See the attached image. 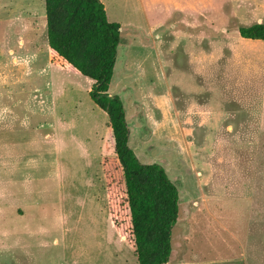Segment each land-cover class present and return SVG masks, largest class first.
<instances>
[{
  "label": "rangeland",
  "instance_id": "obj_1",
  "mask_svg": "<svg viewBox=\"0 0 264 264\" xmlns=\"http://www.w3.org/2000/svg\"><path fill=\"white\" fill-rule=\"evenodd\" d=\"M100 1L121 26L108 93L129 146L179 192L168 264H264V41L237 32L264 23V0ZM9 3L44 10L0 0V52L24 36L3 39ZM59 67L45 49L0 64V264H137L120 175L96 155L112 154L108 118Z\"/></svg>",
  "mask_w": 264,
  "mask_h": 264
},
{
  "label": "trees",
  "instance_id": "obj_2",
  "mask_svg": "<svg viewBox=\"0 0 264 264\" xmlns=\"http://www.w3.org/2000/svg\"><path fill=\"white\" fill-rule=\"evenodd\" d=\"M43 1L51 62L92 81L88 95L108 117L113 156L103 160V172L109 180L111 172L120 175L136 263L168 264L180 213L178 189L160 164L139 161L128 144L123 102L108 93L121 27L108 21L100 0ZM237 32L264 41V23L239 26Z\"/></svg>",
  "mask_w": 264,
  "mask_h": 264
},
{
  "label": "crops",
  "instance_id": "obj_3",
  "mask_svg": "<svg viewBox=\"0 0 264 264\" xmlns=\"http://www.w3.org/2000/svg\"><path fill=\"white\" fill-rule=\"evenodd\" d=\"M16 2H13V3L17 4ZM14 4L9 3L8 5H6L4 7L5 13H6L5 14L6 15L5 16L6 17V24L8 26L6 25V30H4V38L3 39L5 40L6 43L8 42V37L14 31H16V30H13V27H17V30L21 28V30L24 31L23 32L24 36H18L17 41H15L16 44L14 46L11 45L12 44L11 42H8L9 45L7 44L8 46L6 45L4 47V52H0V64H5V65L6 64H10V65L20 64V65H23V64L34 63L35 60H37L38 57L40 56L42 49L47 50L48 59H50L51 52H50V49L48 48V45H46L47 44V38H46L45 10H43V8H41L40 14H39V12H37L38 8H34L33 6H29V7L25 8V7H23V5L20 6V5H14ZM43 4H44V1H43ZM38 5H40L39 2H38ZM18 32L22 33V31H20V30L17 31V33ZM39 32L42 36H44V39H45L44 44L40 45V46L37 42V40H38L37 35ZM15 34H16V32H15ZM46 46L48 49L46 48ZM61 69L67 70L65 68H61ZM67 71H69V70H67ZM69 72H71V71H69ZM72 73H74V72H72ZM108 91H109V89H108ZM165 99H166V92H165V96L162 97L160 102L164 106L165 113H167V112H169V110L167 109V103H166ZM125 119H126V112H125ZM128 128H129V137H130L131 128L129 127V124H128ZM108 135L111 138V142H112L111 147H113L111 130H110L109 124L108 125L106 124V137ZM54 141L56 143L55 139H54ZM128 144H129V138H128ZM101 146H102V149L99 151V153H96L99 163H103V160L106 157L113 156V149H111L112 154H107L109 151L108 150L109 145H108L107 140L104 141V144H102ZM100 165L102 168V173H104L103 172V164H100ZM7 182L8 181H6V183ZM8 193L12 194L11 191ZM58 219H60V223H62V225L64 226L65 225L64 220L62 217H60V215L58 216ZM54 242L58 243V240H55Z\"/></svg>",
  "mask_w": 264,
  "mask_h": 264
}]
</instances>
